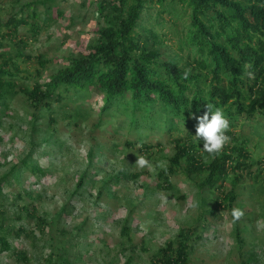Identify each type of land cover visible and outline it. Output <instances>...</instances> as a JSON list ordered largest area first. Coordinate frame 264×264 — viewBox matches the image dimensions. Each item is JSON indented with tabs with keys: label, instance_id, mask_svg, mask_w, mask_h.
Here are the masks:
<instances>
[{
	"label": "rangeland",
	"instance_id": "1",
	"mask_svg": "<svg viewBox=\"0 0 264 264\" xmlns=\"http://www.w3.org/2000/svg\"><path fill=\"white\" fill-rule=\"evenodd\" d=\"M31 1L35 0H21ZM94 2L53 0L51 19L35 34L29 24L19 26L17 37L6 34L4 27L0 29V51L18 55L14 60L25 77L17 84L21 89L31 87L37 79L33 71L36 55L48 61L49 69L43 72L48 76L66 62L67 56L86 51L99 26ZM0 3L7 9L3 20L9 12L18 11V5L10 6L7 0ZM35 9L37 17L27 20L41 24L43 6L37 4ZM28 11L25 8L22 15ZM148 11L151 18L147 26L166 37L163 58L176 54L184 63L188 49L181 48L183 22L161 13L158 6ZM156 16L164 20L162 25L153 24ZM96 102L97 97L86 102L89 107L83 114L74 111L78 104L59 109L54 103L51 111L33 117L26 93L19 91L9 99L8 114L0 124V177L31 150L42 172L21 170L19 181L11 184L9 175L10 183L2 186L0 230L9 249H0V264H62L65 260L72 264H151L153 254L181 229L190 236L189 264H264V169L258 181L247 174L260 163L238 170L244 174L247 187L242 190L238 186L240 197L232 210L219 206L215 217L208 212L202 216V209L213 207V201L203 203L202 199L211 200L217 194L209 195L206 187L199 191L197 178L182 172L186 167L183 159L179 171L170 176L175 188L156 187L160 176L166 174L168 158L174 153L172 138L177 133L141 135L152 147L139 149L140 143L133 141L136 131L126 132L127 120L123 124L107 120L96 125ZM239 130L240 136L250 138L246 149L251 158L264 161V138L246 123L234 129ZM125 140L134 143L126 146ZM240 142V138L234 143L229 138L226 144L236 146ZM197 155L200 159L208 157L204 152ZM138 157L147 161L145 167H137ZM118 172H136L137 178L110 184L98 198L102 180ZM81 175L85 176L84 183L77 188ZM223 183L221 190H228L230 182ZM233 210L242 212L239 219L234 220ZM125 223L129 240L120 232ZM237 234L244 240L240 248ZM20 251L26 259L17 255Z\"/></svg>",
	"mask_w": 264,
	"mask_h": 264
},
{
	"label": "trees",
	"instance_id": "2",
	"mask_svg": "<svg viewBox=\"0 0 264 264\" xmlns=\"http://www.w3.org/2000/svg\"><path fill=\"white\" fill-rule=\"evenodd\" d=\"M7 1L10 6L19 7L3 20V12L7 9L0 3V29L6 28L5 33L10 37H17L19 26L26 24L35 34L51 19L53 0ZM94 3L99 26L86 45V51L67 56L66 62L55 71L51 70L48 76H43L49 69L48 61L36 55L33 71L37 79L31 87L21 89V84L17 85L25 78L14 60L18 55L0 51V124L8 114L9 99L19 91L27 94L33 117L44 110L51 111L54 103L59 104V109L78 104L74 111L83 114L89 107L86 102L97 97L96 125L107 120L123 124L127 120L126 132L136 131L133 141L140 143L139 149L152 147L151 143H144L141 135L148 136L155 131L177 133L172 138L174 153L168 158L166 174H161L156 183L157 189L175 188L170 176L179 171L183 159L186 167L182 172L197 178L195 183L199 191L206 187L209 195L217 194L211 200L202 199L203 203L213 201V207L202 209V216L208 212L215 217L219 206L226 205L232 210L240 197L238 186L241 185L242 190L247 187L244 174L238 170L260 163L254 171L246 172L258 181L264 169V161L253 160L246 149L250 138L240 136V130L234 131L246 123L264 138L260 131L264 130V0H95ZM37 4L43 6L41 24L27 20L37 17ZM152 6H158L161 13L169 14L172 20L183 22L181 48L188 49L184 63L177 60L176 54L163 58L165 34L147 26L151 18L148 9ZM25 8L29 13L24 16ZM163 23L164 20L156 16L153 24ZM206 104L223 112L229 122L225 134L233 143L240 138L239 145L225 143L222 150L213 155L203 149L202 139L194 140L198 124L195 117L204 114ZM50 120L55 119L51 117ZM133 141L125 140L124 143L131 147ZM32 152L0 177V193L9 175L13 184L20 180L21 170L42 172L33 161ZM199 152L208 157L200 159ZM84 178L79 176L77 188L82 186ZM134 178H137L136 172H118L103 179L97 197L103 195V189L109 190L110 184ZM227 180L229 189L221 190ZM128 229L125 223L120 232L129 240ZM237 231L236 228L235 233ZM237 236L240 248L244 240L239 234ZM5 237L0 230V249H9ZM189 238L187 231L181 229L153 254L151 264H189ZM17 255L26 259L22 251ZM62 264L72 262L65 260Z\"/></svg>",
	"mask_w": 264,
	"mask_h": 264
},
{
	"label": "clouds",
	"instance_id": "3",
	"mask_svg": "<svg viewBox=\"0 0 264 264\" xmlns=\"http://www.w3.org/2000/svg\"><path fill=\"white\" fill-rule=\"evenodd\" d=\"M249 76H251V73H249ZM195 118L198 120V124L193 136L194 140L199 141L202 139L203 149L207 153L213 155L219 153L229 139L225 134L229 127V122L223 112L218 108H214L211 104H206L204 114ZM135 164L137 167L143 168L146 166L147 161L138 157ZM232 215L234 220H236L240 218L242 212L233 210Z\"/></svg>",
	"mask_w": 264,
	"mask_h": 264
}]
</instances>
